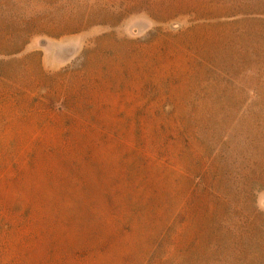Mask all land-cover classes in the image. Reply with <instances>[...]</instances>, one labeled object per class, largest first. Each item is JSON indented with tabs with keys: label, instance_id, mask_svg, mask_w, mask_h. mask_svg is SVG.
Instances as JSON below:
<instances>
[{
	"label": "rangeland",
	"instance_id": "374dc122",
	"mask_svg": "<svg viewBox=\"0 0 264 264\" xmlns=\"http://www.w3.org/2000/svg\"><path fill=\"white\" fill-rule=\"evenodd\" d=\"M0 264H264V0H0Z\"/></svg>",
	"mask_w": 264,
	"mask_h": 264
}]
</instances>
